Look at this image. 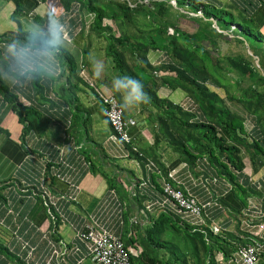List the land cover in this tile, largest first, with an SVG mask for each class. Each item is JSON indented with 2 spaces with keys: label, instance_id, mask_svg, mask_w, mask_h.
I'll use <instances>...</instances> for the list:
<instances>
[{
  "label": "trees",
  "instance_id": "16d2710c",
  "mask_svg": "<svg viewBox=\"0 0 264 264\" xmlns=\"http://www.w3.org/2000/svg\"><path fill=\"white\" fill-rule=\"evenodd\" d=\"M11 1L15 3L11 15L13 18L20 12V3L19 0ZM59 1L69 14L80 6L81 11L91 13L94 16L92 26L97 32H103L104 18L119 20L126 28L137 29L133 34L108 36V53L114 60L119 77L130 76L143 84L148 101L155 108V111H151L155 146L159 141H164L178 154L180 163H186L194 172L199 167L200 174L209 181L207 186L214 185L215 181L222 185L225 193L219 199L217 209L226 210L238 221L235 233L225 230L214 232L211 219L205 213L213 203L200 202L205 205L203 217L206 224L191 225L173 207L161 204L164 197L163 183L159 181V184L158 178L164 171H160L159 159L153 154L144 153L137 146H134V150L123 142L113 140L114 144H111L118 147L113 158L144 162L147 177L130 185L136 195L140 190L151 194V191H155L153 187L156 191L153 200L147 205L142 202L133 215L134 212L127 206V195L118 189L115 175L104 170L110 187L108 195L93 204L92 209L81 216L80 224L74 229L75 240L80 244L72 247L74 252L72 249L69 252L77 254L76 264H84L86 258L92 264H99L86 250L81 234L90 228L103 231L104 226L123 242L131 264H145L143 260L148 264H216L214 257L217 253L225 261H231L236 256L238 263L244 264L237 256L238 249L248 242L264 243V0H231L227 4L211 0ZM173 5L175 8L171 7ZM179 17L194 20L196 28L192 32L183 30L174 22ZM226 35L243 44L248 54L222 56L217 40ZM13 39L9 33L0 35V43H9ZM55 49L59 63L56 75L65 77L69 89L75 88L73 79L80 78L88 84L102 106L103 116L113 137L114 132L100 97V93H106L91 78L81 75L80 71H84V68L80 66L77 69L72 55L64 49ZM152 50L160 51L163 60L152 64L148 58ZM222 69L233 73L235 80L231 81L224 76L220 71ZM28 70L19 71L18 76L24 77L26 72L31 71ZM245 80L248 83L243 86ZM41 86L38 82L37 87ZM162 89L167 91L166 97L159 96ZM178 89L184 93L183 102L186 104L168 98L169 94ZM17 93L20 94L0 79L1 98L9 104L22 125L21 140L26 148L25 139L31 134L28 114L35 111L30 105H25ZM67 107L72 115L75 110ZM71 121L67 119L69 130ZM81 161L86 168L95 167L89 155L81 156ZM43 162L44 180L41 179L35 186L39 189L38 197L52 224L50 234L57 241L58 225L68 223V217L58 207V203L60 200L75 202L80 186L72 175L62 174L55 165ZM248 165L249 171H246ZM164 178L170 181L168 174ZM57 179L66 185V192L61 197L53 191ZM21 183L24 187L27 184L24 181ZM14 185L8 178L0 181L1 188H16ZM45 190L55 197V204L49 207L43 196ZM145 193L138 195L135 201L140 202L146 197ZM104 200L111 204L105 214ZM114 208L117 212H113ZM153 208L159 212L152 218L150 210ZM134 217L149 222L143 235L138 234L143 247L139 255H135L131 249L137 241L130 229H139L140 226L134 224ZM108 218H115L116 222L109 226L104 222ZM260 225L263 227L258 230ZM113 227H123L125 231L116 234ZM179 239L186 249L181 247ZM161 249L165 251L161 255L152 254V251L158 254ZM0 250L7 251L3 247ZM176 252L182 255L178 256ZM54 254H57L55 250ZM260 258H264V254Z\"/></svg>",
  "mask_w": 264,
  "mask_h": 264
},
{
  "label": "crops",
  "instance_id": "0c3cea01",
  "mask_svg": "<svg viewBox=\"0 0 264 264\" xmlns=\"http://www.w3.org/2000/svg\"><path fill=\"white\" fill-rule=\"evenodd\" d=\"M211 1L227 4L231 0ZM19 3L20 12L12 18L15 3L11 0H0V35L9 33L15 38L9 43H0V79L10 89L19 91L18 98L25 105H30L35 112L28 114L31 134L25 139V148L21 140L22 125L9 104L4 102L0 95V129H2L0 130V181L8 178L12 185L15 183L16 186V188L0 186V247L7 249L6 252L0 250V264H76L77 254L69 252L74 245L80 244L75 240L74 229L80 224L81 216L91 210L93 204H97L108 195L110 187L104 170L110 175H115L118 189L127 195L129 200L127 206L134 212L133 215L142 202L148 204L153 200L152 196L156 191L153 187L155 191H151V194L140 190L136 195L130 185L147 177L144 162L113 158L118 147L113 145L112 130L103 116L102 106L86 82L80 78L73 79L75 88L69 89L65 77L56 75L59 65L56 49L52 50L53 56L48 62L50 69L53 70L46 71L41 67L45 61L33 57L29 68L31 71L28 70L24 77L18 76L21 70L11 56V48L29 45L33 40L32 33L41 28L47 29L46 15L49 12H58L56 19L63 26V40L58 49H64L72 55L77 69L83 67L84 73L99 84L104 93L113 94L118 98L124 110V117L135 121V124L128 128V133L137 147L159 159L160 171H164L166 175L172 172L181 189H189L201 203H213L212 207L205 211L211 219V225L221 231L235 233L237 218L226 210L217 209V203L225 193L223 186L216 184V181L214 185L207 186L209 181L202 173L200 174L199 167L194 172L186 163H180L178 154L164 141H159L155 146L151 116V111H155V108L148 99L145 103L125 107L123 90L118 91L114 86L119 71L108 53L107 37L111 34L115 36L133 34L137 29L126 28L119 20L111 21L104 18V30L97 32L92 26L94 16L89 12L81 11V6L69 14L59 0L40 2L19 0ZM47 39V36L41 33L40 39L36 40L33 46H43ZM148 58L152 64H156L164 57L160 51L152 50ZM38 68L39 70L35 71ZM38 82L42 85L40 88L37 87ZM158 94L166 97L167 91L162 89ZM67 106L75 110L74 116L70 115ZM67 119L73 121L70 130ZM85 155H89L95 165L94 168L90 169L82 165L81 156ZM43 161L55 165L62 174L72 175L80 186L75 202L67 203L60 200L58 203V207L65 211L68 217V223L58 225L56 232L59 240L57 241H54L50 234L52 224L45 213L41 198L38 197L39 189L35 186L41 179L44 180ZM162 174L158 182L164 178L165 174ZM21 181L27 183L25 187ZM53 191L61 197L60 195L66 192V185L57 179ZM144 193L145 198L140 202L135 201L138 195ZM156 199L159 201V198ZM155 209L150 210L152 218L159 212ZM105 222L112 226L116 219L108 218ZM147 222L141 220L139 229L132 228L130 229L132 233H128H131L138 242L131 247L135 255L142 253L143 247L138 234L143 235V230L149 223ZM122 228L113 227L116 234L125 231V228ZM175 242L178 243L177 240ZM179 242L183 249L187 248L181 239ZM54 250L57 254H54ZM72 251L74 252V249ZM163 251L161 249L158 254L152 251V254L161 255L165 252ZM215 256L216 264H240L236 256L231 261L223 260L219 253ZM143 263L148 264L146 260H143ZM84 264L92 263L86 258ZM256 264H264V258H260Z\"/></svg>",
  "mask_w": 264,
  "mask_h": 264
},
{
  "label": "built area",
  "instance_id": "2783aa9c",
  "mask_svg": "<svg viewBox=\"0 0 264 264\" xmlns=\"http://www.w3.org/2000/svg\"><path fill=\"white\" fill-rule=\"evenodd\" d=\"M80 73L87 77L83 70H81ZM100 97L103 99L105 115L114 132L112 140L123 142L126 146L129 145L136 150L137 145L127 131L130 126L135 124V121L131 118L124 117L123 109L113 94L103 95L100 93ZM157 172L159 174V171ZM168 179L170 181L162 178L164 197L161 204H167L173 207L176 211L180 212L184 216V219L191 225H205L206 223L203 217L205 205L201 204L188 189L178 188L179 182L172 172L168 174ZM43 196L47 199L48 207L55 204V197L52 196L49 191L45 190ZM111 201H113V199ZM109 206H111L109 201L104 202V214L107 212L106 209L109 208ZM146 208L150 209L149 206H146ZM113 211L117 212L115 208ZM133 222L134 224L141 223L137 217L133 218ZM262 227L263 225H260L258 230H261ZM211 228L214 232L219 231V228L214 225H211ZM81 238L84 240L86 250L97 263L131 264L123 242L118 236L108 231L105 226L103 231L90 228L87 232L81 234ZM262 254H264V243L257 241L254 243L248 242L237 251V256L244 264L256 263Z\"/></svg>",
  "mask_w": 264,
  "mask_h": 264
},
{
  "label": "clouds",
  "instance_id": "9594fccd",
  "mask_svg": "<svg viewBox=\"0 0 264 264\" xmlns=\"http://www.w3.org/2000/svg\"><path fill=\"white\" fill-rule=\"evenodd\" d=\"M56 13H47V29H39V31L32 33L33 40L29 45L12 46L11 56L17 62V67L21 71H27L31 66V60L33 57H39L44 60L45 63L41 64V67L46 71H51L48 62L51 61L53 52L52 50L59 47L60 42L63 40L62 24L56 19ZM43 33L47 36V41L43 46H33L35 41L40 39V34ZM114 86L116 89L123 90L124 106L129 107L147 102V95L144 91L143 84L130 76L116 77L114 80Z\"/></svg>",
  "mask_w": 264,
  "mask_h": 264
},
{
  "label": "rangeland",
  "instance_id": "374dc122",
  "mask_svg": "<svg viewBox=\"0 0 264 264\" xmlns=\"http://www.w3.org/2000/svg\"><path fill=\"white\" fill-rule=\"evenodd\" d=\"M170 6H168L169 8ZM172 8H175V6H171ZM179 12L176 13V15L179 16ZM176 17V16H175ZM174 22H176V24L178 26H180L183 30L188 31V32H192L195 28H196V22L192 19L184 18V17H179L176 18L174 20ZM218 49L221 53L222 56H227V55H233V54H248L247 49L245 48V46L243 44H239L232 36H225L223 37H219L218 40ZM264 42V40H263ZM254 62H256V58H254ZM100 67H102L100 65ZM222 72V74L227 78H229L231 81L235 80V75L233 73H228L226 70L222 69L220 70ZM248 82L243 83V86H245ZM179 94V95H178ZM184 93L181 90H176L175 92H173L170 96L169 99H173L174 101L178 102H182L184 103V97H183ZM186 104V103H184ZM247 129L249 128L248 124H246ZM248 163V162H246ZM246 171H249V165L246 167ZM176 254L178 256H181L182 253L181 252H176ZM242 263V261H241Z\"/></svg>",
  "mask_w": 264,
  "mask_h": 264
}]
</instances>
